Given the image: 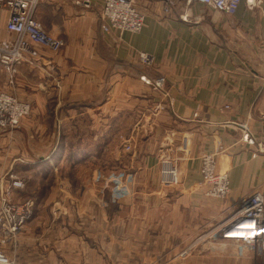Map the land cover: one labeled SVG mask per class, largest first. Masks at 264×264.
Wrapping results in <instances>:
<instances>
[{
	"label": "crops",
	"instance_id": "0c3cea01",
	"mask_svg": "<svg viewBox=\"0 0 264 264\" xmlns=\"http://www.w3.org/2000/svg\"><path fill=\"white\" fill-rule=\"evenodd\" d=\"M103 4L42 0L37 19L65 45L55 51L34 43L14 73L0 68V92H15L33 106L17 128L0 129V175L17 164L37 170L48 162L57 172L54 161L66 153L57 147L67 141L71 111L93 116L100 126L96 139L102 130L118 129L114 167L130 173L128 191L119 193L113 184L108 201L125 213L117 214L118 222L133 226L129 237L161 244L146 248L160 256L157 264H264V256L198 237L243 198L264 193V0H243L234 15L200 3L180 4L168 14L164 0H137L145 26L122 36L102 29ZM8 18L1 9L0 42L11 35ZM140 52L153 61L144 62ZM161 78L165 84L156 88ZM164 90L172 106L155 115L157 103H168ZM123 114H129V129L121 140ZM163 151L182 157L177 187L160 183ZM207 153L216 154L217 170L229 175L225 199L205 194Z\"/></svg>",
	"mask_w": 264,
	"mask_h": 264
},
{
	"label": "rangeland",
	"instance_id": "374dc122",
	"mask_svg": "<svg viewBox=\"0 0 264 264\" xmlns=\"http://www.w3.org/2000/svg\"><path fill=\"white\" fill-rule=\"evenodd\" d=\"M0 68L7 70L2 65ZM7 93L17 96L15 92ZM71 113L69 124L72 125L65 128L63 136L67 141L57 147L59 151L63 145L66 152L62 160L54 161V165L59 166L57 172L48 162L39 164L37 170L20 165L18 169L17 164L15 171L0 175V180L7 175V178L15 176L24 180V187L10 190L9 198L15 205H29L30 211L15 233L0 234V251L8 258L7 264L160 263V256L146 254V248L161 247V244L147 238L129 237L133 226L118 222L117 214L125 213L108 201L114 184L110 177L117 171L114 166L115 150L120 145L118 138L115 139L118 129L106 132L109 129L101 128L103 135L96 139L100 126L95 124V117ZM128 118L129 114L121 117L124 123L121 140L124 133H128ZM212 226L205 228L198 237L206 238ZM221 243L235 247L233 242L219 241Z\"/></svg>",
	"mask_w": 264,
	"mask_h": 264
},
{
	"label": "built area",
	"instance_id": "2783aa9c",
	"mask_svg": "<svg viewBox=\"0 0 264 264\" xmlns=\"http://www.w3.org/2000/svg\"><path fill=\"white\" fill-rule=\"evenodd\" d=\"M76 4L89 5L90 0H70ZM243 0H164V11L172 13L180 4L191 6L200 3L212 7L224 14L234 15ZM262 1V0H256ZM42 0H0V10L7 9L9 18L6 23L9 37L0 42V65L10 72L27 59V53L32 50V44L38 43L52 50H59L65 41L48 33L38 21L36 13ZM102 29L105 32L117 31L121 36L126 33H138L145 26V14L137 5V0H104L99 13ZM141 59L150 63L152 57L140 52ZM146 80L145 76L141 77ZM165 79L155 82L156 88H163ZM168 103L159 102L153 108L156 115L172 106V97L164 90ZM225 107H229L226 105ZM32 110V104L18 98L15 94L0 93V128L13 130L21 119ZM264 117V113L262 114ZM243 139L249 144H255V138L249 133H243ZM182 150L186 151V142ZM130 150L131 145L127 144ZM182 157L170 151H163L160 157V183L163 187H177L182 183L184 172L180 168ZM202 183L205 194L212 198H226L230 191L228 173L217 170V158L214 153L204 154L201 165ZM130 173L114 172L110 181L113 189L125 193L129 189ZM8 176V175H7ZM3 176L0 180V234L15 233L29 217V205H15L9 198L10 190L24 187V180L11 176ZM247 223V225H245ZM247 227V228H244ZM240 230V231H239ZM243 236V237H236ZM211 241L233 242L238 253L243 255L249 251L254 256H264V193L255 192L243 198L231 213L220 222L215 223L205 235ZM8 258L0 251V264H7Z\"/></svg>",
	"mask_w": 264,
	"mask_h": 264
},
{
	"label": "bare ground",
	"instance_id": "6f19581e",
	"mask_svg": "<svg viewBox=\"0 0 264 264\" xmlns=\"http://www.w3.org/2000/svg\"><path fill=\"white\" fill-rule=\"evenodd\" d=\"M252 1V0H251ZM245 225H247V223L245 224ZM244 228H247V227H244ZM240 231V230H239ZM236 237H243V236H238V235H236ZM5 255V254H4Z\"/></svg>",
	"mask_w": 264,
	"mask_h": 264
}]
</instances>
